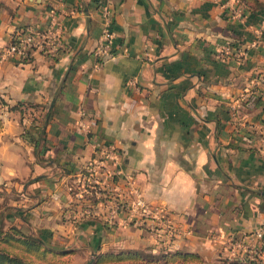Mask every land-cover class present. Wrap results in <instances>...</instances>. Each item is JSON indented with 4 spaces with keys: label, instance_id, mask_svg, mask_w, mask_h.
<instances>
[{
    "label": "crops",
    "instance_id": "0c3cea01",
    "mask_svg": "<svg viewBox=\"0 0 264 264\" xmlns=\"http://www.w3.org/2000/svg\"><path fill=\"white\" fill-rule=\"evenodd\" d=\"M230 5L0 0V51L18 28H44L53 12L61 22L55 57L36 51L24 63L0 60V97L16 105L0 111L6 225L68 249V264L132 249L189 251L220 264L230 233L248 236L257 253L250 262L264 264V241L254 235L264 225V143L256 130L264 127V81L254 82L264 77V9L240 4L239 18ZM103 10L113 38L110 55L99 59ZM232 41L233 52L220 58ZM96 142L114 147L120 174L111 189L80 199L70 188ZM130 176L150 205L169 213L168 229L156 225L160 235L113 212L109 198L127 196Z\"/></svg>",
    "mask_w": 264,
    "mask_h": 264
},
{
    "label": "built area",
    "instance_id": "2783aa9c",
    "mask_svg": "<svg viewBox=\"0 0 264 264\" xmlns=\"http://www.w3.org/2000/svg\"><path fill=\"white\" fill-rule=\"evenodd\" d=\"M231 5L229 10L237 17H242L238 0H229ZM105 17V26L98 39L97 47L94 54L99 59H105L110 55V48L113 38L111 27V15L108 10H103ZM257 35L261 36L263 28H257ZM61 22L53 12L49 18L48 24L44 28L27 25L16 29L9 42L0 51V60H10L16 63H24L39 51L46 57L53 58L61 49L60 43ZM260 38L252 39L247 45L252 48L256 47ZM233 45L225 44L220 47L219 57L223 58L233 52ZM242 54V53H240ZM264 77L255 79L256 85L262 84ZM259 132V140L264 143V127L256 129ZM92 157L85 163L77 179V187L70 188L77 198L83 199L86 195H94L101 188L105 187L117 179L120 170L116 168L117 153L114 147L105 146L99 142L94 143ZM127 196L123 199L116 200L113 196L109 198L111 208L114 213L123 212L127 215V223L137 226H148L147 228L157 234L159 229L156 225L163 224L164 228H169V213L162 207L150 205L141 190L134 184L131 176L127 179ZM172 234H176L174 228H170ZM254 235L264 241V225H262ZM225 245L228 247L229 254L226 256L229 260L250 261L255 256L256 249L249 246L248 236L236 233H230L226 236ZM244 249L247 255H242L240 251ZM259 264H263L259 262Z\"/></svg>",
    "mask_w": 264,
    "mask_h": 264
},
{
    "label": "trees",
    "instance_id": "16d2710c",
    "mask_svg": "<svg viewBox=\"0 0 264 264\" xmlns=\"http://www.w3.org/2000/svg\"><path fill=\"white\" fill-rule=\"evenodd\" d=\"M245 11L256 12L264 9L259 0H238ZM233 43L230 42L229 44ZM16 109L0 97V111ZM2 119L0 117V129ZM26 131V129H24ZM5 206V205H3ZM1 206L0 209L3 207ZM70 251L47 245L33 233H27L15 225H6L0 210V264H68ZM204 264L202 257L189 251H160L153 253L143 250H121L106 252L97 256L95 264ZM220 264H253L250 261L220 259Z\"/></svg>",
    "mask_w": 264,
    "mask_h": 264
},
{
    "label": "rangeland",
    "instance_id": "374dc122",
    "mask_svg": "<svg viewBox=\"0 0 264 264\" xmlns=\"http://www.w3.org/2000/svg\"><path fill=\"white\" fill-rule=\"evenodd\" d=\"M1 194H4V193H1ZM5 198L6 197H4V198L3 197H0V207L6 204ZM93 264H95V263H93Z\"/></svg>",
    "mask_w": 264,
    "mask_h": 264
}]
</instances>
